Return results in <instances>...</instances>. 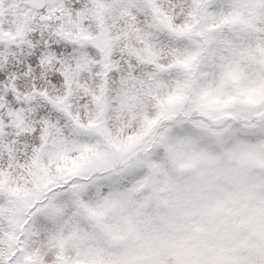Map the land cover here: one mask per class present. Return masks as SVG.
<instances>
[{
    "label": "snow or ice",
    "instance_id": "6c2138e0",
    "mask_svg": "<svg viewBox=\"0 0 264 264\" xmlns=\"http://www.w3.org/2000/svg\"><path fill=\"white\" fill-rule=\"evenodd\" d=\"M0 264H264V0H0Z\"/></svg>",
    "mask_w": 264,
    "mask_h": 264
}]
</instances>
